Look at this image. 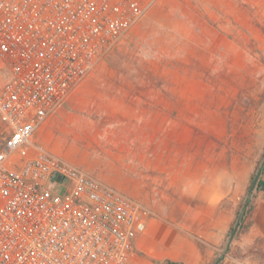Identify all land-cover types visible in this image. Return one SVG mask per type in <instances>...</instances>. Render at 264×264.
<instances>
[{"label":"rangeland","instance_id":"obj_1","mask_svg":"<svg viewBox=\"0 0 264 264\" xmlns=\"http://www.w3.org/2000/svg\"><path fill=\"white\" fill-rule=\"evenodd\" d=\"M83 82L43 146L150 211L131 264H264V0H158Z\"/></svg>","mask_w":264,"mask_h":264},{"label":"built area","instance_id":"obj_2","mask_svg":"<svg viewBox=\"0 0 264 264\" xmlns=\"http://www.w3.org/2000/svg\"><path fill=\"white\" fill-rule=\"evenodd\" d=\"M158 0H0V264H129L150 211L35 133Z\"/></svg>","mask_w":264,"mask_h":264},{"label":"crops","instance_id":"obj_3","mask_svg":"<svg viewBox=\"0 0 264 264\" xmlns=\"http://www.w3.org/2000/svg\"><path fill=\"white\" fill-rule=\"evenodd\" d=\"M84 83V82H83ZM83 83L80 85V87H78L77 88V90L76 91H78V90H80L81 89V87L83 86ZM75 91V92H76ZM75 92H73L70 96H69V98L67 99V100H69L71 97H73L72 95L75 93ZM66 100V101H67ZM61 114V112L59 111L58 112V110L56 111V113L54 114V116L52 117H49L45 122H44V124L37 130V132L35 133V141H36V143L38 144V145H40L41 147H43V148H45V149H47V150H49V151H51L52 149L51 148H46L45 146H43L44 144H45V142H47L48 143V139L51 137V134H50V132H49V128H51V126L53 125V123H54V121H55V117L56 116H59ZM110 154V153H109ZM110 155H112V154H110ZM120 159V156H118V155H112V159ZM124 160V157L123 156H121V161H123ZM74 162H72V161H69L71 164H73V165H75L76 167H78V168H80V169H82V170H84L85 172H87L88 174H90L91 176H93V177H95L97 180H99V181H101V182H103V183H105V184H107V185H109L110 187H112V188H114V189H116V190H119V191H121V192H123V193H127V192H124V190H126L127 189V187L126 186H124V185H122V189H124V190H120L117 186H114L113 184H111V183H114V181H115V179H114V177H112L111 175H109V174H111V173H113V168H112V166H111V164H109V163H103L102 164V167L103 168H97V163H96V161H93V162H91V163H86V162H84L83 161V159H74L73 160ZM125 162V161H124ZM116 172V171H115ZM107 173V174H106ZM107 175V176H106ZM105 176H106V178H105ZM129 196V195H128ZM154 224H152V223H150V219L148 220V222H147V226H146V230H145V232H144V234L146 233V231H147V229H150V227H152ZM144 234H142L141 236H139L137 239H136V241H135V250H137L138 248V242H139V240H140V238L144 235ZM132 262V261H131ZM209 262V259L208 260H206V263H205V261H202L200 264H207ZM129 264H131V263H129Z\"/></svg>","mask_w":264,"mask_h":264},{"label":"water","instance_id":"obj_4","mask_svg":"<svg viewBox=\"0 0 264 264\" xmlns=\"http://www.w3.org/2000/svg\"><path fill=\"white\" fill-rule=\"evenodd\" d=\"M261 174H262V168H259V169L257 170V172H256V174H255V176H254V178H253L252 184H251V186H250V188H249L248 198L250 197L251 192H252V191L254 190V188L256 187V185H257V183H258V181H259V178H260ZM247 204H248V203H246V206H247ZM239 222H240V220H237V222H236V224H235V227H234V229H233V232H232V234H231V238H230V239H232V237L234 236V233L236 232V229H237V227H238V225H239ZM215 264H216V263H215Z\"/></svg>","mask_w":264,"mask_h":264},{"label":"trees","instance_id":"obj_5","mask_svg":"<svg viewBox=\"0 0 264 264\" xmlns=\"http://www.w3.org/2000/svg\"><path fill=\"white\" fill-rule=\"evenodd\" d=\"M107 57V56H106ZM105 57V58H106ZM258 190H261V191H264V182L263 181H259V183H258ZM165 264H173L172 262H170V261H166L165 262Z\"/></svg>","mask_w":264,"mask_h":264}]
</instances>
